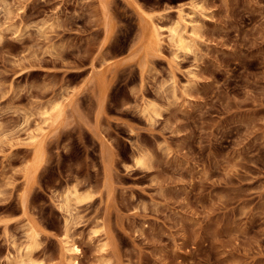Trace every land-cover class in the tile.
Instances as JSON below:
<instances>
[{"label": "rangeland", "instance_id": "1", "mask_svg": "<svg viewBox=\"0 0 264 264\" xmlns=\"http://www.w3.org/2000/svg\"><path fill=\"white\" fill-rule=\"evenodd\" d=\"M128 2L202 4L196 47L174 57L163 44L141 72ZM108 14L106 40L98 0H0V264H15L27 219L42 229L35 260L62 264L59 205L73 186L91 193L69 231L80 264H264V0H108ZM54 102L65 116L46 128L39 112ZM37 126L45 161L23 213Z\"/></svg>", "mask_w": 264, "mask_h": 264}, {"label": "bare ground", "instance_id": "2", "mask_svg": "<svg viewBox=\"0 0 264 264\" xmlns=\"http://www.w3.org/2000/svg\"><path fill=\"white\" fill-rule=\"evenodd\" d=\"M98 2L103 16L104 37L108 40L114 29L113 21L108 14V0H98ZM128 3H130L138 15L141 27V39L139 42L143 47L141 48L143 50V52L141 51L142 56L144 55V62L140 65L141 72H143L146 66L148 57L161 55L163 44H167L171 48L174 57H177L180 52L189 51L196 47L200 40V23L198 18L204 16L202 4L191 2L187 8L179 7L170 11L165 10V12H148L134 2ZM170 12L174 14L173 17L170 18L168 24L164 22L162 24L161 21L166 19L167 13ZM98 83L101 87V94H104L106 85L104 84L103 74L99 77ZM147 109L152 114H158L159 112V108L154 104H149ZM39 115L46 128L57 127L64 119L65 105L61 102H54L48 108L42 109ZM45 137V129L37 126L36 133H30L27 138L28 143L32 147V156L22 170L23 187L25 190L20 195V207L23 213H26L28 196L35 182L36 175L45 161ZM146 159V154L139 152L134 157L135 165H146ZM90 198L91 193L89 191H80L76 186L69 188L61 195L59 209L64 214V231L58 238V244L62 264H80L81 249L70 236L69 231L71 224L76 218V207ZM103 227L104 224L97 223L95 227L90 229V237L91 240L95 239L99 248L105 252L107 242L101 239V233L105 231ZM24 229V242L14 255L8 254L6 259L7 261H13L15 264H41V261L35 260L34 253L39 246V237L42 229L30 219H27Z\"/></svg>", "mask_w": 264, "mask_h": 264}]
</instances>
